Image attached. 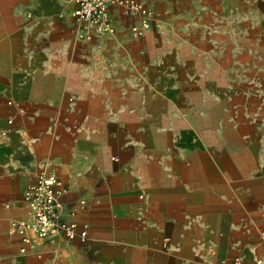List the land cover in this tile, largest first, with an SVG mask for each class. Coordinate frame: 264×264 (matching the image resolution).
Instances as JSON below:
<instances>
[{
	"label": "crops",
	"instance_id": "obj_1",
	"mask_svg": "<svg viewBox=\"0 0 264 264\" xmlns=\"http://www.w3.org/2000/svg\"><path fill=\"white\" fill-rule=\"evenodd\" d=\"M146 1L86 42L70 0H0V264L264 263V0ZM40 173L84 243L10 231Z\"/></svg>",
	"mask_w": 264,
	"mask_h": 264
},
{
	"label": "built area",
	"instance_id": "obj_2",
	"mask_svg": "<svg viewBox=\"0 0 264 264\" xmlns=\"http://www.w3.org/2000/svg\"><path fill=\"white\" fill-rule=\"evenodd\" d=\"M73 4V33L78 40L92 42L112 36L117 18L128 20L127 35L139 39L151 29L153 14L146 0H70ZM65 193L54 174L40 173L23 193V202L28 208L29 219L13 221L10 231L17 234L24 245L31 237L52 242L58 237L78 239L84 243L86 230L78 229L74 219H63L58 210V199ZM25 252V247H21ZM229 264H244L235 258ZM254 264H264L255 260Z\"/></svg>",
	"mask_w": 264,
	"mask_h": 264
}]
</instances>
